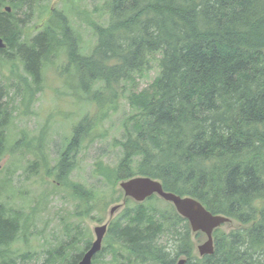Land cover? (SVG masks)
I'll list each match as a JSON object with an SVG mask.
<instances>
[{
  "label": "trees",
  "instance_id": "1",
  "mask_svg": "<svg viewBox=\"0 0 264 264\" xmlns=\"http://www.w3.org/2000/svg\"><path fill=\"white\" fill-rule=\"evenodd\" d=\"M46 1L0 0L6 44L0 62L18 80L10 90L0 86V162L8 131L19 115L33 114L44 69L61 54L74 97L96 111L73 127L54 165L43 152L44 134L36 147L25 142L40 154L32 171L44 168L79 202L72 216L80 221L65 227L71 241L49 252L44 264L80 260L83 251L75 257L71 250L84 240L83 220L98 211L102 196L71 176L85 141L120 101L130 110L112 141L120 155L114 164L97 159L95 176L112 187L136 177L157 180L165 192L191 197L236 225L216 229L214 253L195 257L190 225L172 204L157 196L124 199L107 237L114 264H264V0H101L97 19L82 16L96 39L88 55L65 11ZM35 7L47 11L48 21L33 39L24 38ZM22 138L13 148L24 143V132ZM162 202L167 207L157 206ZM23 228L21 213L0 202V264H17L9 250Z\"/></svg>",
  "mask_w": 264,
  "mask_h": 264
},
{
  "label": "rangeland",
  "instance_id": "2",
  "mask_svg": "<svg viewBox=\"0 0 264 264\" xmlns=\"http://www.w3.org/2000/svg\"><path fill=\"white\" fill-rule=\"evenodd\" d=\"M73 2L78 9L75 6V10ZM45 4L50 9L58 8L60 11H65L71 26L80 36L82 52L85 55L90 54L96 39L92 28L82 19V16L87 13L92 20L97 19L96 7H100L103 2L101 0H47ZM77 10L82 13L80 14ZM48 18L47 11L35 7L33 17L24 31V38L26 36L33 39L41 32ZM66 63L67 57L63 53L57 59L55 66L48 65L44 69L41 91L36 95V101L30 109L33 114L19 115L14 121L8 131L7 152L0 162V202L5 204L8 210L21 213V224L24 227L9 250V255L17 261V264H44L50 257L49 252H54L66 242L71 241L67 238L66 225L80 221L72 216L79 203L78 200L64 187H59L55 179L47 178L44 168H35L32 171L30 167L37 160L35 154L38 156L40 154L35 148L25 145V142L30 141L34 147L38 146V138L44 134L43 152L48 155L50 164L54 165L53 159L61 151L66 139L71 137L73 127L86 113L93 116L96 111L92 105L80 104L78 98L74 97L69 86L72 81L64 71ZM18 67L20 68H17V73L23 74V67L21 65ZM11 70L10 66L0 62V86H4V89L8 87L10 90V85L18 81L12 78ZM153 78L154 75L151 74L142 79L143 86L152 82ZM10 93L13 94V92ZM119 105L121 106L117 112L112 113L111 118L105 120L99 126V131L93 134L95 142H91L92 137L85 141L78 156V167L71 176L73 182L94 188L102 196L98 211L83 220L82 225L86 228L84 240L74 245L70 253L75 257L85 249L88 241L96 239L94 235L96 227L109 223L111 219L116 220L124 210V208L120 209L111 216V208L122 204L124 199H128L120 184L112 187L94 173L97 159L102 158L104 162L114 164L120 155L119 148H114L112 141L114 137L121 136V130H119L121 119L130 110L125 101H120ZM20 111H23L22 106ZM23 132L26 135L24 143L18 148H13L17 140L23 139ZM24 145L27 148L23 147ZM130 200L137 203L133 199ZM166 203H157V206L162 209L167 207ZM235 225L233 222L226 223L220 228L231 230ZM192 236L195 245L194 256L200 257L197 248L206 241V235L202 233L200 237H197V233L192 232ZM107 241L108 238H105L103 244L105 247L108 246ZM77 246L80 247L79 251ZM22 255H29L30 258L23 259ZM100 261L97 264H114V260L108 256L101 257Z\"/></svg>",
  "mask_w": 264,
  "mask_h": 264
},
{
  "label": "water",
  "instance_id": "3",
  "mask_svg": "<svg viewBox=\"0 0 264 264\" xmlns=\"http://www.w3.org/2000/svg\"><path fill=\"white\" fill-rule=\"evenodd\" d=\"M10 8L7 11L10 12ZM6 48L4 40L0 37V50ZM120 187L125 192V197L135 200L137 203L145 202L149 197L157 195L164 201L172 204L177 213L186 219L193 233L201 232L206 235V241L198 246L200 257L214 253V231L231 220L222 215H213L199 201L191 197H181L176 194L165 192L161 182L146 177H136L120 182ZM124 204H118L111 208L113 216L122 209ZM108 224L98 226L94 229L96 239L91 249L86 252L79 264H92L93 258L102 249V242L106 234ZM185 260H179L178 264H185Z\"/></svg>",
  "mask_w": 264,
  "mask_h": 264
},
{
  "label": "flooded vegetation",
  "instance_id": "4",
  "mask_svg": "<svg viewBox=\"0 0 264 264\" xmlns=\"http://www.w3.org/2000/svg\"><path fill=\"white\" fill-rule=\"evenodd\" d=\"M124 203V205H125V202H123ZM112 220V219H111ZM111 220L109 221V223H107L108 224V228H107V231H106V234H105V236H104V239L105 238H107L108 237V235H109V232H110V226H111ZM94 235H95V233H94ZM96 236V235H95ZM96 238V237H95ZM104 239H103V242H102V249H101V251L100 252H98V254H96L95 256H94V258H93V261H92V264H97V260H99L102 256H104V255H106V256H108V257H110L111 259H113L114 260V255H113V253H111V252H109L110 250H108V249H106L107 247H105L103 244L105 243L104 242ZM93 240L91 241V243H90V245L87 247V248H85L84 250H83V252L80 254L81 256H80V260H79V262H78V264L80 263V261L82 260V258L84 257V255L86 254V252H88L90 249H91V247H92V244H93ZM103 254V255H102ZM105 256V257H106ZM98 257H100V258H98Z\"/></svg>",
  "mask_w": 264,
  "mask_h": 264
}]
</instances>
